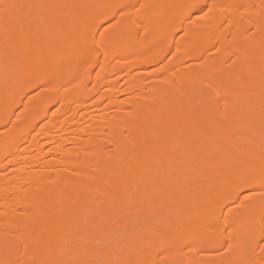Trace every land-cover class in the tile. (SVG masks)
I'll use <instances>...</instances> for the list:
<instances>
[{
  "label": "bare ground",
  "instance_id": "bare-ground-1",
  "mask_svg": "<svg viewBox=\"0 0 264 264\" xmlns=\"http://www.w3.org/2000/svg\"><path fill=\"white\" fill-rule=\"evenodd\" d=\"M261 174L264 0H0V264H264Z\"/></svg>",
  "mask_w": 264,
  "mask_h": 264
},
{
  "label": "snow or ice",
  "instance_id": "snow-or-ice-1",
  "mask_svg": "<svg viewBox=\"0 0 264 264\" xmlns=\"http://www.w3.org/2000/svg\"><path fill=\"white\" fill-rule=\"evenodd\" d=\"M188 9H192V8H197L198 5L197 4H191V5H187L186 6ZM204 7H208V5H204ZM201 12H203V8H200L199 9ZM205 15H207V13H205ZM114 18V17H113ZM187 19L191 20L192 19V15L189 14L187 17ZM259 184H260V187L262 189H264V174H261V176L259 177ZM245 191H250V189L247 188V186H245ZM240 196H244V191H240L237 193V199H239ZM261 198L264 199V192L261 193ZM250 197L249 196H244V200L247 201L249 200ZM244 201H242L243 203ZM233 203H235V201H233ZM262 252H264V248H262Z\"/></svg>",
  "mask_w": 264,
  "mask_h": 264
}]
</instances>
